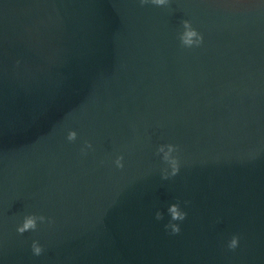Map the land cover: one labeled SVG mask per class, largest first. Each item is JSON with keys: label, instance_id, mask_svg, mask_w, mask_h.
I'll use <instances>...</instances> for the list:
<instances>
[{"label": "water", "instance_id": "water-1", "mask_svg": "<svg viewBox=\"0 0 264 264\" xmlns=\"http://www.w3.org/2000/svg\"><path fill=\"white\" fill-rule=\"evenodd\" d=\"M0 264H264V4L0 0Z\"/></svg>", "mask_w": 264, "mask_h": 264}, {"label": "clouds", "instance_id": "clouds-1", "mask_svg": "<svg viewBox=\"0 0 264 264\" xmlns=\"http://www.w3.org/2000/svg\"><path fill=\"white\" fill-rule=\"evenodd\" d=\"M141 5L151 4L155 6H167L169 0H139ZM261 4H264V0H260ZM179 43L184 48H193L201 45L203 41V36L200 32L192 26L188 20L181 21V29L178 32ZM76 139L75 131H68L67 140L73 141ZM85 148H91V145L85 142V147L81 148V153L86 154ZM157 152L162 154V158L169 165V171H166L165 178L169 176H175L179 171V162L176 156L177 147L174 144L166 143L161 144L157 147ZM122 158L117 157L114 161L117 168L122 167L121 163ZM170 220L165 224V230L170 232V234H177L180 232V221L185 219L186 213L181 210L178 205L172 204L169 206ZM45 217L43 215L27 214L22 220L16 225L17 233H24L29 230H35L37 228V222H45ZM157 219H159V213H157ZM239 243V238L235 235L227 241L228 249H236ZM44 251L42 245L33 240L31 243V253L33 256H40Z\"/></svg>", "mask_w": 264, "mask_h": 264}]
</instances>
